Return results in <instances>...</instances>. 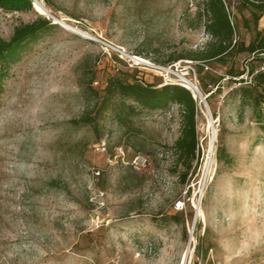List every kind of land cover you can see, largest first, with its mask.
Returning <instances> with one entry per match:
<instances>
[{"label":"rangeland","instance_id":"rangeland-1","mask_svg":"<svg viewBox=\"0 0 264 264\" xmlns=\"http://www.w3.org/2000/svg\"><path fill=\"white\" fill-rule=\"evenodd\" d=\"M36 1L32 11L0 16L5 41L40 17L56 25L26 45L0 97V264H264V134L234 92L251 84L249 71L264 62L252 60L264 54L208 63L203 74L201 62L173 61L212 40L198 16L203 0ZM225 2L235 39L249 45L253 11ZM258 27L264 33V18ZM155 67L169 71L174 85L181 76L199 89L206 84L208 108L198 99L199 164L220 143L233 159L214 158L206 183L199 164L189 172L192 203L203 197L187 224L171 218L187 190L174 151L177 106L152 112L118 98L92 125L79 123L97 113L90 83L102 90L118 75L165 86ZM231 67L245 75L232 78ZM120 149L124 159L116 157ZM138 154L145 169L132 164Z\"/></svg>","mask_w":264,"mask_h":264},{"label":"trees","instance_id":"trees-1","mask_svg":"<svg viewBox=\"0 0 264 264\" xmlns=\"http://www.w3.org/2000/svg\"><path fill=\"white\" fill-rule=\"evenodd\" d=\"M43 1L47 4L49 2V0ZM240 2L244 8L253 11L252 22L255 25V38L249 45L235 39V27L231 23L225 0H203L199 6L198 16L206 18L205 28L212 40L202 50L172 60L188 59L202 64L218 63L226 65L230 57L234 59L236 56L244 54L250 57L264 54V33L258 27L260 20L264 18V0H240ZM0 8L11 12H29L33 10L32 0H0ZM54 26L56 25L52 24L51 21L40 17L31 23L16 27L9 41H5L0 37V97L4 93V82L9 75V69L21 61L26 45L30 41L39 39L42 34ZM245 26L249 27L248 21H245ZM254 60L264 61V59L257 56L252 61ZM135 70L137 73V68ZM198 72L203 74L204 67L200 66ZM254 72L255 70L251 69L249 74ZM228 75L232 78H239L245 75V71L238 72L231 67ZM213 80L211 79V81ZM215 82L217 83V81ZM237 82L239 84L244 83L243 80ZM200 89L201 93L205 94L206 84L204 81H201ZM234 92L240 99L241 108L253 109L255 123L264 134V72L256 74L251 84L242 86ZM87 93L98 103L95 105L97 113H95L94 118L86 114L80 119L79 123L86 125H92L101 110L118 98L132 102L134 105H129L130 108L137 105L143 110L152 112L168 111L177 106L180 116V136L174 144V151L178 163L182 164L186 170L185 173L179 176L180 182L186 186L189 172L193 170L197 161L199 144L197 133L198 100L194 98L190 90L181 85L170 84L158 87L155 84H146L137 79L113 75L108 79L102 90L94 89L92 83H90ZM216 156L217 161L223 164L231 165L233 163L232 157L221 143L217 147ZM187 211L186 216L185 213L174 211V216L171 218L176 221L182 220L186 224L190 223L193 221L195 211L191 206L187 208ZM178 215L181 217H178ZM195 264H198V262Z\"/></svg>","mask_w":264,"mask_h":264},{"label":"built area","instance_id":"built-area-1","mask_svg":"<svg viewBox=\"0 0 264 264\" xmlns=\"http://www.w3.org/2000/svg\"><path fill=\"white\" fill-rule=\"evenodd\" d=\"M4 10L0 8V16L4 14ZM16 13V12H15ZM231 20V18H230ZM231 23L232 25L233 22L231 20ZM202 66L208 70L209 67L206 65V64H202ZM156 69H159L162 71V74L165 73L166 75H163L164 77V80L166 81V85H170V84H174L171 80H170V77H169V74L170 72L167 71L165 68H161V67H155ZM264 72V62L261 64V66L255 71V74H258V73H262ZM181 86L185 87L184 85L181 84ZM98 151H100L102 154H105L107 152V149L105 147L104 144L101 143V145H99L98 147ZM217 149H215V151L213 150V148L211 149V152H210V155L208 156L207 160L206 161H201V163L199 164V160H200V145L198 144V157H197V161L195 163V167H194V170L196 169L197 165L199 164L200 168H202L204 170V183H206V180L208 179V177H211V179H213L214 177V174L216 173V164L215 166L213 167V162L212 160L215 158V163H217ZM124 156H125V153L123 151V149H120L118 152H117V155L116 157H119V158H122L124 159ZM110 162H112V160L110 159ZM132 164L133 166L136 168V169H145L147 166H148V160L141 154H138V155H135L133 160H132ZM213 170V172H212ZM199 172H201V169L199 170ZM203 173V171H202ZM213 173V174H212ZM192 176V173L188 179V182L186 184L187 186V190L183 193V196L180 197V199L174 204L173 206V210L176 212V213H187V208L189 206H191L194 211H195V215H197L198 217V214H199V209H200V204H201V201H202V197H203V193L200 195V199H199V202H198V206L196 207L194 203H192V200H191V197H190V178ZM200 177V174H198V176L196 177V179H194L193 182H196L197 179ZM193 233H191L192 235Z\"/></svg>","mask_w":264,"mask_h":264},{"label":"bare ground","instance_id":"bare-ground-1","mask_svg":"<svg viewBox=\"0 0 264 264\" xmlns=\"http://www.w3.org/2000/svg\"><path fill=\"white\" fill-rule=\"evenodd\" d=\"M35 2H37L35 0ZM36 9L42 13V14H47V11L42 8L39 4L36 3ZM48 15V14H47ZM181 82H182V85H184L185 87H187L188 89H190L192 92H193V95L196 97V99L198 100L200 98V95H199V91L200 89L198 88L197 84L188 80L187 78L181 76ZM197 88V89H196Z\"/></svg>","mask_w":264,"mask_h":264},{"label":"water","instance_id":"water-1","mask_svg":"<svg viewBox=\"0 0 264 264\" xmlns=\"http://www.w3.org/2000/svg\"><path fill=\"white\" fill-rule=\"evenodd\" d=\"M185 88H187V87H185ZM188 89V88H187ZM197 89V88H196ZM188 90H190V89H188ZM191 91V90H190ZM192 92V91H191ZM193 93V92H192ZM199 95H200V99H201V101L205 104V106L208 108V104H207V100H206V98H204L203 97V95H202V93H201V91H199ZM194 98L196 99V97L194 96ZM196 218H197V215H195V220H196ZM191 242H192V235H191V238H190V241H189V245H191Z\"/></svg>","mask_w":264,"mask_h":264}]
</instances>
